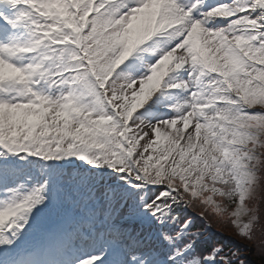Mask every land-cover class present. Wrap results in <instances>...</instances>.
Returning <instances> with one entry per match:
<instances>
[{
	"label": "snow or ice",
	"instance_id": "snow-or-ice-1",
	"mask_svg": "<svg viewBox=\"0 0 264 264\" xmlns=\"http://www.w3.org/2000/svg\"><path fill=\"white\" fill-rule=\"evenodd\" d=\"M213 223L264 264V0H0V264H245Z\"/></svg>",
	"mask_w": 264,
	"mask_h": 264
},
{
	"label": "trees",
	"instance_id": "trees-1",
	"mask_svg": "<svg viewBox=\"0 0 264 264\" xmlns=\"http://www.w3.org/2000/svg\"><path fill=\"white\" fill-rule=\"evenodd\" d=\"M255 255H256V256H255L254 261H255V262L257 261V262H259L260 264H262V261H261V257H260V255H259L257 252L255 253ZM257 262H256V263H257Z\"/></svg>",
	"mask_w": 264,
	"mask_h": 264
}]
</instances>
